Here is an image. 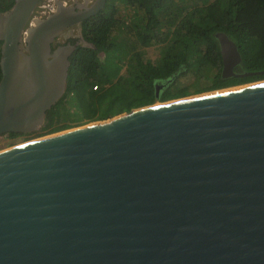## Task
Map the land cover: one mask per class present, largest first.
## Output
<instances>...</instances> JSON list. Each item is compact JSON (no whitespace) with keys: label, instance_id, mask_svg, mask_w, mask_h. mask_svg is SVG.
I'll list each match as a JSON object with an SVG mask.
<instances>
[{"label":"water","instance_id":"obj_1","mask_svg":"<svg viewBox=\"0 0 264 264\" xmlns=\"http://www.w3.org/2000/svg\"><path fill=\"white\" fill-rule=\"evenodd\" d=\"M39 1L0 11V135L44 124L76 49L52 42L106 0L32 18ZM216 36L235 75L238 46ZM0 264H264V81L1 150Z\"/></svg>","mask_w":264,"mask_h":264},{"label":"trees","instance_id":"obj_2","mask_svg":"<svg viewBox=\"0 0 264 264\" xmlns=\"http://www.w3.org/2000/svg\"><path fill=\"white\" fill-rule=\"evenodd\" d=\"M122 2L144 10L146 23L131 18L126 24L116 19L114 4L87 20L83 35L92 46L80 45L74 50L66 91L34 133L67 129L72 115L105 120L156 100L187 95L188 88H180L177 83L192 69L201 71V78L208 75L206 90L264 79V0ZM13 4L14 0H0V11L9 10ZM219 31L236 42L242 56V63L233 70L235 75L223 76L221 71ZM158 44L165 46L159 63L146 61L140 49ZM1 45L2 41L0 60ZM100 52H104L103 58ZM1 70L0 65V80ZM158 85L162 86L159 97ZM68 103L80 112L73 114Z\"/></svg>","mask_w":264,"mask_h":264},{"label":"rangeland","instance_id":"obj_3","mask_svg":"<svg viewBox=\"0 0 264 264\" xmlns=\"http://www.w3.org/2000/svg\"><path fill=\"white\" fill-rule=\"evenodd\" d=\"M122 1H124V0H112L110 2L109 6L114 4L113 10H114L116 19H118L120 21H125L126 24H128V22H131V18H133V20H137L136 23L137 22L138 23H146V17L144 15V10H142L140 8L138 9V7H135V5L134 6H128ZM175 1L177 2L178 0H175ZM135 16H137L138 19ZM164 49H165V46L163 44H158V45H152V46L142 48V49H140V51L142 52V55L146 61L152 62L153 64H158L159 60L163 57ZM99 55L101 58H103L104 52H100ZM200 74H202L201 71H199L197 69H192V70H189L184 76L179 78L177 85L180 88H188L189 92L187 95L177 96L175 98H171V99H167V100H156L151 105H154L156 103H164L166 101H171V100L180 99V98H184V97H190V96H194V95H198V94H202V93H208V92H212V91H216V90L228 89V88H233V87H237V86H243L246 84L258 83V82L264 81V79H258L255 81H250V82H246V83H242V84H238V85H233V86H228V87H224V88H219V89H214V90H206L205 87L207 85H209V83H210L209 79H207L208 75L205 74V76H203L201 78ZM133 96L136 97L138 95H133ZM148 105H150V104H148ZM68 106L70 107V110L73 114H78L79 109L75 108L74 105H70L69 103H68ZM144 106H146V105H144ZM135 108H138V107H135ZM125 112H127V111H125ZM117 115H119V114H117ZM114 116H116V115H114ZM98 121H102V120L92 121V120H88L84 117L80 118L78 115H72V118L69 121L70 127L67 129H63L61 131L85 126V125L91 124L93 122H98ZM62 123L63 122H60L57 124H62ZM50 130H51V128H49V130L43 131L42 133L31 132V133L18 134L15 136H10V135H8V133L2 134V135H0V151L7 149V148H10V147H13V146H16V145H19L21 143L33 140V139H36V138H40V137H44V136L49 135V134L60 132V131H55V132L50 133ZM37 131H39V130H37Z\"/></svg>","mask_w":264,"mask_h":264},{"label":"flooded vegetation","instance_id":"obj_4","mask_svg":"<svg viewBox=\"0 0 264 264\" xmlns=\"http://www.w3.org/2000/svg\"><path fill=\"white\" fill-rule=\"evenodd\" d=\"M99 1L100 0H40L33 12L32 18L44 19L49 15L56 13L61 8L73 7L76 11H84L87 8L96 5L97 3H99ZM111 1L112 0H106L103 8L96 14L65 28L52 42V49L55 50L60 46H66L68 44L76 45V49L80 45L87 46L85 45V42L88 41L84 38L83 35V25L86 23L87 20H89L90 18H95L100 12L105 10L107 5L110 4ZM237 66L233 70L237 69ZM161 87L162 86H160V88ZM11 133L13 132H9L8 135L12 136Z\"/></svg>","mask_w":264,"mask_h":264},{"label":"bare ground","instance_id":"obj_5","mask_svg":"<svg viewBox=\"0 0 264 264\" xmlns=\"http://www.w3.org/2000/svg\"><path fill=\"white\" fill-rule=\"evenodd\" d=\"M252 84H254V83H252ZM246 85H250V84H246ZM243 86H245V85H243ZM238 87H241V86H237V87H233V88H228V89H222V90H216V91H212V92H217V91H224V90H229V89H234V88H238ZM208 93H210V92H208ZM204 94V93H203ZM198 95H200V94H198ZM195 96V95H194ZM191 97V96H190ZM160 104H162V103H156V104H154V105H160ZM151 105V104H150ZM147 106V105H146ZM152 106V105H151ZM142 107H144V106H142ZM140 108V107H139ZM92 124V123H91ZM82 127V126H81ZM78 128V127H77ZM64 131H66V130H64ZM60 132H62V131H60Z\"/></svg>","mask_w":264,"mask_h":264},{"label":"built area","instance_id":"obj_6","mask_svg":"<svg viewBox=\"0 0 264 264\" xmlns=\"http://www.w3.org/2000/svg\"><path fill=\"white\" fill-rule=\"evenodd\" d=\"M94 88H96V86Z\"/></svg>","mask_w":264,"mask_h":264}]
</instances>
